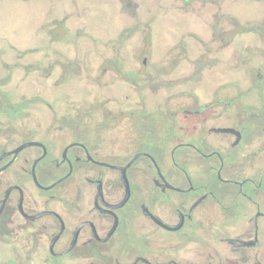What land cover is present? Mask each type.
<instances>
[{
	"label": "flooded vegetation",
	"instance_id": "af4514ba",
	"mask_svg": "<svg viewBox=\"0 0 264 264\" xmlns=\"http://www.w3.org/2000/svg\"><path fill=\"white\" fill-rule=\"evenodd\" d=\"M122 44L62 89L37 42L53 100L0 90V264H264V57H144L141 80Z\"/></svg>",
	"mask_w": 264,
	"mask_h": 264
},
{
	"label": "rangeland",
	"instance_id": "374dc122",
	"mask_svg": "<svg viewBox=\"0 0 264 264\" xmlns=\"http://www.w3.org/2000/svg\"><path fill=\"white\" fill-rule=\"evenodd\" d=\"M52 38L57 42L56 61L65 62L55 80L62 89H84L85 70L96 79V67L86 68V53L106 58L111 55L107 46L118 42H123L124 55L137 57L141 80L151 72L142 64L144 57L154 64L163 62V56L189 55L196 63L227 56L235 64L232 72H240L247 52L264 57V0H0L1 91L13 88L53 100L51 80L45 75L51 61L47 54L38 55L36 48L37 42ZM225 40H231L230 44L221 47ZM181 43L188 47L186 55L179 53L184 50L178 48ZM185 61L192 65L188 58ZM6 64L12 74L4 84L1 74ZM209 66L204 69L206 77L212 70ZM69 70L74 74H67ZM178 74L164 79L171 83ZM106 76L99 77V87L103 79L108 83ZM156 81L153 87L161 84ZM70 97L83 98L81 93Z\"/></svg>",
	"mask_w": 264,
	"mask_h": 264
}]
</instances>
